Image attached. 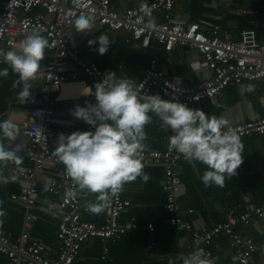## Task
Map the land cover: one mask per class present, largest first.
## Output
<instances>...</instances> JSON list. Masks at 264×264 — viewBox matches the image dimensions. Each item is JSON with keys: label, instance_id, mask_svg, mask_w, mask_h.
<instances>
[{"label": "crops", "instance_id": "crops-1", "mask_svg": "<svg viewBox=\"0 0 264 264\" xmlns=\"http://www.w3.org/2000/svg\"><path fill=\"white\" fill-rule=\"evenodd\" d=\"M2 0H0L1 3ZM110 6L119 12L133 8L145 0H109ZM173 14L183 24L197 23L208 32L214 26L228 31L235 38L241 31L254 30L261 32L254 23L250 11L254 8L247 0H173ZM162 11L156 12L161 19ZM95 24V23H94ZM100 34H106L111 44L108 50L99 54L96 44L89 45L87 41ZM70 39L78 46L79 56L95 62L105 73L114 71L117 76L127 77L136 81L151 62L166 76L183 86H194L200 80L210 77L211 72L202 64V58L196 50L175 47L172 51H164L158 44L151 43L143 48L139 42L129 37L125 31H109L95 24L88 32L76 29L75 24L69 31ZM21 40V39H20ZM0 49H9L0 44ZM51 59V53L45 49L41 60L43 68ZM65 72L75 75V81H68L53 91L55 110L52 129L54 136L59 133L68 134L74 130H87L86 122L74 117L71 112L74 106H84L85 94L83 87L88 86L87 79L70 61L63 60ZM7 65L0 61V68ZM40 68V70H41ZM40 70L32 83V98L20 104L17 93L20 85L13 87L16 74L9 70L5 77H0V120L9 119L16 122L19 132L16 140L9 146L20 145L18 154L22 157L20 165L11 161H0V230L10 241H17L25 229L31 240L43 244L44 253L48 259L57 256L59 240L57 237V222L60 212L57 210L58 198L45 191L44 186L60 178L59 167L46 165L36 175L34 183L35 202L26 210L23 202L13 200L22 184V174L30 166L26 156L27 139L23 128L29 123L30 110L37 106L40 100L39 86L42 83ZM253 84L252 91H243L241 87L231 86L213 98L203 100L193 105L209 115L225 116L232 125L242 123L252 118L264 115V80ZM156 94V93H152ZM163 99H167L161 96ZM144 126L145 138L142 151H162L165 145L168 128L155 115ZM55 140L52 145L55 147ZM243 144L242 163L236 174L225 175L223 186L210 184L205 186L200 176L206 166L200 162L180 166V188L176 196V212L193 230L210 229L224 220L229 211L239 212L242 205L264 204V135L249 136L241 139ZM143 162V161H142ZM143 171L148 174L144 181L139 176L124 184L122 195L128 200L126 210L120 215V221L134 223L137 228L124 232L112 239L101 241L98 238L87 240L81 247L78 262L74 264H182L181 257L193 249H187L192 238L180 226L169 224V214L165 209V196L162 190L163 167L153 162H143ZM16 170L17 174L12 171ZM81 203L87 207L88 202L96 199V194L81 191L78 194ZM88 209V207H87ZM29 212L33 217L25 223ZM83 218L100 225L103 223V211L92 213L89 209ZM154 228L149 232L147 226ZM25 225V226H24ZM235 231L251 243L244 247L252 249L250 256L253 264H264V218L252 221L249 225H238ZM152 245L149 250L148 246ZM216 264H233L235 252L229 246L228 239L220 235L209 245ZM0 264H9L8 259L0 254Z\"/></svg>", "mask_w": 264, "mask_h": 264}, {"label": "built area", "instance_id": "built-area-1", "mask_svg": "<svg viewBox=\"0 0 264 264\" xmlns=\"http://www.w3.org/2000/svg\"><path fill=\"white\" fill-rule=\"evenodd\" d=\"M254 8L250 11L254 23L261 34L254 30L241 31L235 38L228 31L214 26L208 32L197 23L183 24L173 14V0H145L141 4L127 8L122 12L112 8L109 0H2L0 3V44L8 48L18 44L27 33L38 31L48 41L46 50L51 53L50 61L40 70L42 83L39 86L40 100L30 112V121L23 128L27 139L26 156L30 161L29 168L22 174V186L13 200L21 201L28 211L34 205L36 191L34 183L36 175L46 165L59 167L60 178L44 186L46 192L58 198L57 210L60 212L57 222L59 248L54 259L45 256L44 246L31 240L25 229L19 239L10 241L0 230V254L9 264H74L78 262L82 245L91 238L101 241L112 239L124 232L137 228L134 223L120 221V215L128 206V200L122 195L123 190L111 198V203L103 210V223L100 225L83 218L87 212L77 195H67L75 184L65 173L62 163L54 155L53 140L56 139L52 129L55 110L53 91L68 81H75L76 76L65 72L63 60H70L93 86L106 73L99 66L79 56L78 46L69 37L74 24V17L80 12L90 13L95 17L94 23L109 31H125L129 37L146 48L150 44H158L164 51H172L175 47L196 50L202 58V64L211 72L210 77L200 80L194 86H183L169 78L160 70L155 62L145 68L140 78L133 81L137 87L143 84L141 92L159 93L161 96L185 103L188 107L203 100L221 94L226 88L241 87L245 82L258 83L264 80V0H247ZM162 11L161 19L156 12ZM88 103H94V96L84 95ZM240 139L249 136L264 135V115L252 118L233 126ZM87 130L92 126L86 124ZM172 134L168 129L162 151H141L143 162L161 164L163 167L162 190L165 196V209L169 214V224L180 226L191 235L187 249L202 247L216 264L210 244L214 238L224 235L229 246L235 252L233 264H253L252 249H244L251 241L239 235L235 228L238 225H249L254 220L264 218V204H246L239 212L229 211L224 220L210 229L193 230L184 219L177 214L176 196L180 188V166L187 162L181 154L168 146V137ZM17 174L16 170L12 171ZM27 212L25 223L32 220ZM25 226V225H24ZM149 232L153 226H147ZM199 241L196 245L195 242ZM152 245L148 246L150 250Z\"/></svg>", "mask_w": 264, "mask_h": 264}, {"label": "clouds", "instance_id": "clouds-1", "mask_svg": "<svg viewBox=\"0 0 264 264\" xmlns=\"http://www.w3.org/2000/svg\"><path fill=\"white\" fill-rule=\"evenodd\" d=\"M94 20L92 14L80 12L74 17V24L77 30L86 33L95 26ZM87 43L96 44V51L103 54L111 41L106 34H100ZM47 44L45 36L32 31L14 47L0 49V61L7 65L0 68V77L7 76L9 70L16 74L13 87L21 86L17 93L20 104L32 98L31 82L37 78ZM141 88L143 84L137 87L132 79L108 71L93 86L82 88L81 94L91 93L95 102L76 105L71 112L92 128L59 133L56 137L55 158L75 184L67 195L75 198L81 191L96 194V199L87 204L92 213L102 212L125 183L138 176L148 180L140 154L144 148V126L152 119L150 114H155L171 130L170 149L189 163L200 162L206 166L200 176L206 187L210 184L222 187L225 175H235L242 163L243 144L227 117L209 115L178 100L163 99L159 93L141 92ZM253 88V84L241 85L243 91ZM18 132L16 122L0 120V161L21 164L20 145L8 143L17 139ZM181 261L182 264H213L210 253L199 246L182 256Z\"/></svg>", "mask_w": 264, "mask_h": 264}]
</instances>
